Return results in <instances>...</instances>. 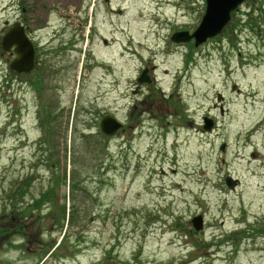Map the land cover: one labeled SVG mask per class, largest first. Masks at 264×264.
Wrapping results in <instances>:
<instances>
[{
  "label": "rangeland",
  "instance_id": "1",
  "mask_svg": "<svg viewBox=\"0 0 264 264\" xmlns=\"http://www.w3.org/2000/svg\"><path fill=\"white\" fill-rule=\"evenodd\" d=\"M205 9V0H0V214L22 168L44 159L41 105L62 113L57 153L68 162L87 160L84 151L99 143L88 130L98 128L100 110L114 107L126 124L145 63L157 65L159 85L174 91L181 109L168 133L149 121L140 137L108 142L117 170L108 219L76 216L54 261L52 245L24 264H264V237L252 232L264 220V0L243 5L222 35L199 47L171 41L193 33ZM17 17L42 61L20 82L1 47ZM217 94L228 113L208 138L197 129ZM126 162L131 179L121 175ZM69 171L78 176L77 165ZM229 176L240 182L234 192L224 183ZM197 215L202 232L191 224ZM227 236H239L237 245H223Z\"/></svg>",
  "mask_w": 264,
  "mask_h": 264
},
{
  "label": "flooded vegetation",
  "instance_id": "2",
  "mask_svg": "<svg viewBox=\"0 0 264 264\" xmlns=\"http://www.w3.org/2000/svg\"><path fill=\"white\" fill-rule=\"evenodd\" d=\"M253 1L256 0H247L244 5ZM234 14L233 16H235ZM16 19L20 21L21 17ZM22 24L24 23L22 22ZM25 27L27 34H29L30 31H27V26ZM9 28L10 26L5 30V33ZM104 40L103 38L102 41L104 42ZM188 44L193 46L194 41H190ZM34 45L35 68L28 75L15 73L18 82L24 78L34 77V72L36 73L41 65L39 47L35 42ZM49 71L51 70L48 69V73ZM157 72L158 68L155 64L145 63L142 66L134 89L131 90L132 100L127 103L126 124L112 137L102 132L100 123L106 116L118 120L120 118L114 107L100 110L97 116L98 128L94 132L91 129L88 130L90 134L98 136L99 143L92 149L95 152L84 151V156L87 158L85 161L68 162L64 152L58 155L57 151L63 145L62 140L65 132L62 130V126L59 128L57 125V120L59 121L62 113L56 114L54 112L53 114L51 109L41 105L39 126L42 132L39 138L42 142H40L39 147H42L44 159L28 169L22 168V173L24 171L25 175L20 173L16 178L9 203L2 205L0 214L1 264H24L28 257L43 252L52 245L53 248L48 257L52 255L51 259L54 261L55 257L60 255L57 253H60L63 243L73 235L70 229L76 222V216L90 215L98 219L101 214L105 213L106 216L103 217L108 219L110 190L114 188L117 172L113 160L107 159L109 155L105 154L106 150H109L108 142L121 139L124 135L134 138V135L137 134L140 137L143 131H147L146 124L149 121L161 122L160 128L168 133L172 127L164 128L172 125L174 119L180 117L181 109L176 103L174 91L167 93L161 88ZM143 73L144 83L139 84L138 79ZM41 75L38 74L40 79L38 81L33 78L35 80L33 85L39 91L41 90L39 89L41 87ZM48 76L51 77L52 73L50 72ZM216 98H218V94ZM227 113L228 108L225 106V101L213 104L202 116L197 132L202 136L211 138L219 127L218 116L225 117ZM206 119H212L214 122V129L209 132L204 127V120ZM207 123L208 125L212 124L210 120H207ZM82 137L88 139L90 135L85 134ZM53 138L57 144L50 146ZM59 142L62 144L60 145ZM129 144L131 149V141ZM45 148H47L46 151ZM72 164L78 166L77 177L74 175L71 177L69 166ZM120 171L121 175H125L129 179L132 178L133 167L129 162L124 163ZM255 224L252 231L255 237H264V220L257 219ZM238 233L233 235H238ZM59 236L61 239L58 241ZM239 236L234 237L235 239L232 236H227L224 244L237 245ZM56 241L58 242L55 245ZM44 261L39 264H44Z\"/></svg>",
  "mask_w": 264,
  "mask_h": 264
},
{
  "label": "water",
  "instance_id": "3",
  "mask_svg": "<svg viewBox=\"0 0 264 264\" xmlns=\"http://www.w3.org/2000/svg\"><path fill=\"white\" fill-rule=\"evenodd\" d=\"M246 0H206V9L202 20L197 29L190 34L187 31L177 32L173 35L172 41L175 43H187L191 40L195 41V46L198 47L220 35L224 28L232 20V13ZM106 44V41H104ZM2 49L4 52L14 54V59L11 61L9 68L18 73H30L34 68L35 49L25 33L24 27L20 23H16L2 38ZM144 73L140 76L138 82L144 83ZM221 101V98H218ZM212 122V121H211ZM123 125L111 116L103 118L101 121V129L108 136H113ZM213 123L208 125L206 121L205 129L210 131ZM225 146L221 147L224 151ZM236 182L232 178L226 180L227 187L234 189ZM192 225L196 231H202L204 222L202 216L195 217L192 220Z\"/></svg>",
  "mask_w": 264,
  "mask_h": 264
}]
</instances>
